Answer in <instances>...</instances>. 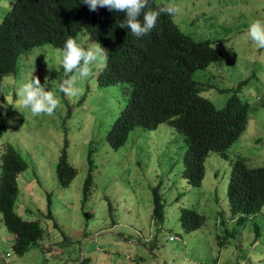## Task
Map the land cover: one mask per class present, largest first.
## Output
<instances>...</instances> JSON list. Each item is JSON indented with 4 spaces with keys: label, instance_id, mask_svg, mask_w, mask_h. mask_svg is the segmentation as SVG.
I'll use <instances>...</instances> for the list:
<instances>
[{
    "label": "rangeland",
    "instance_id": "374dc122",
    "mask_svg": "<svg viewBox=\"0 0 264 264\" xmlns=\"http://www.w3.org/2000/svg\"><path fill=\"white\" fill-rule=\"evenodd\" d=\"M157 1L175 4L180 11L172 19L179 29L222 53L220 62L195 69L192 77L203 86L199 94L215 107L232 93L247 101V123L227 154L239 152L248 165H264V49L246 38L252 20L264 22V0ZM10 2L0 0V17ZM85 36L79 32L77 42ZM60 52L49 43L31 47L0 83V152L10 143L26 163L16 178L13 210L37 219L43 230L36 244L15 254L0 215V264H264V203L240 223L223 217L229 214L228 160L208 152L201 183L191 186L180 174L183 137L165 123L152 129L135 125L122 145L109 146L104 135L125 101L123 87L98 85L94 77L102 64H94L92 75L77 82L82 94L64 95L57 90L65 78ZM32 75L60 101L52 116L33 117L18 104L16 88ZM64 139L66 159L75 168L66 186L54 171ZM88 172L91 181L83 196ZM156 184L163 206L160 224L150 215ZM181 206L202 213L203 224L184 232L177 219ZM218 213L220 226L215 225Z\"/></svg>",
    "mask_w": 264,
    "mask_h": 264
},
{
    "label": "trees",
    "instance_id": "16d2710c",
    "mask_svg": "<svg viewBox=\"0 0 264 264\" xmlns=\"http://www.w3.org/2000/svg\"><path fill=\"white\" fill-rule=\"evenodd\" d=\"M168 5L149 0L151 10ZM172 17L161 13L148 34L135 37L119 26L124 13L100 7L93 12L82 0H11L0 17V83L3 75L14 71L19 54L43 43L61 50L69 36L76 40L79 32L85 33L78 44L87 50L84 42L92 40L107 52L106 64L95 72L96 83H119L125 93V101L104 135L108 145H122L135 125L152 129L165 123L183 137L180 174L191 186L201 183L207 153H218L229 165V218L242 222L264 203V165H248L246 156L239 152L227 154L245 128L249 104L232 93L222 106L215 107L199 94L203 86L192 77L193 71L220 62L223 55L208 40L182 32ZM65 144L66 139L54 168L62 186L75 175L74 166L66 159ZM25 166L13 146L5 143L0 152V215L5 229L12 234L11 251L18 255L36 244L43 232L37 219L22 218L13 210L18 192L16 178ZM90 181L88 172L83 196L88 193ZM151 195V219L160 224L163 206L158 184L151 187ZM177 219L184 232L204 222L200 212L185 206L179 208ZM254 230L257 234L256 225ZM215 237L221 241L218 233Z\"/></svg>",
    "mask_w": 264,
    "mask_h": 264
},
{
    "label": "clouds",
    "instance_id": "9594fccd",
    "mask_svg": "<svg viewBox=\"0 0 264 264\" xmlns=\"http://www.w3.org/2000/svg\"><path fill=\"white\" fill-rule=\"evenodd\" d=\"M82 3L86 4L89 10L93 12L100 7L124 13L125 18L119 26L121 28L126 27L135 37L148 34L155 27L161 13L174 16L180 11L175 4H169L158 11L151 10L149 0H82ZM141 16L142 20L140 19ZM246 38L253 41L258 48L264 49V22L252 20L248 25ZM60 56V66L63 67L65 78L57 84V90L70 97L82 94V89L77 87V82L92 75L94 64H106L107 61L106 49L99 43H95L86 50L71 36L66 39ZM15 95L18 98L19 106L29 109L33 117L39 115L52 116L60 106V101L55 93L46 90L45 84H41L39 78L34 75L19 84ZM219 215L223 216L221 213L217 214L216 226L223 223ZM252 215L247 216V218ZM223 217L224 219L229 218V214ZM233 219L235 220V217ZM168 238L171 236L169 235Z\"/></svg>",
    "mask_w": 264,
    "mask_h": 264
}]
</instances>
